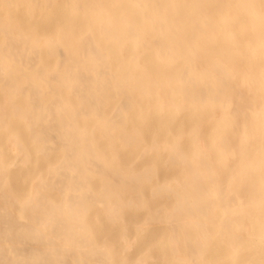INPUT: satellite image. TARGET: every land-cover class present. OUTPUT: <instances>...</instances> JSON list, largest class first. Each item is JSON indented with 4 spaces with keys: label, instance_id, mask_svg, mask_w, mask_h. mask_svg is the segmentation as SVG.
I'll return each mask as SVG.
<instances>
[{
    "label": "bare ground",
    "instance_id": "1",
    "mask_svg": "<svg viewBox=\"0 0 264 264\" xmlns=\"http://www.w3.org/2000/svg\"><path fill=\"white\" fill-rule=\"evenodd\" d=\"M0 264H264V0H0Z\"/></svg>",
    "mask_w": 264,
    "mask_h": 264
}]
</instances>
